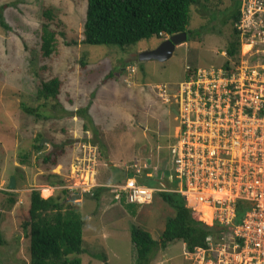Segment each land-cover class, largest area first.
Masks as SVG:
<instances>
[{
    "label": "rangeland",
    "instance_id": "1",
    "mask_svg": "<svg viewBox=\"0 0 264 264\" xmlns=\"http://www.w3.org/2000/svg\"><path fill=\"white\" fill-rule=\"evenodd\" d=\"M86 4L87 0H0V21L5 24L0 23V225L6 240L0 246V264H29V240L20 225L27 219L32 189L44 198L63 195V190L68 191L67 198L82 195L71 201L84 219L81 264H135L131 226L158 240L172 209L158 193L150 204L128 205L112 202L106 190L98 201L83 190L106 184L112 175L120 177L130 164L146 158L151 159L153 171L142 173L140 180H147V186H160L164 180L154 170L164 168L169 174L173 169L177 122L158 98L157 86L170 83L175 87L184 80L187 67L229 70L242 59L247 64L264 59V53H256L257 47L252 53H242L240 37V51L227 56L225 49L235 25L224 17L232 0L192 6L188 28L205 24L207 32L178 44L164 62H139L136 54L155 49L169 35L150 37L125 49L81 43ZM45 7L58 9L65 32L64 37L57 36L56 53L48 59L39 52ZM132 65L136 72L128 77L131 86H127L125 68ZM109 73L114 75L111 79L106 78ZM52 77L62 81L60 94L43 104L35 97L36 89L41 80ZM21 104L40 105L42 116L26 113ZM85 108L93 125L79 116L78 111ZM37 145L41 147L36 149ZM46 155L52 157L45 161ZM12 176L18 187L10 191L16 192V202L10 205L8 199L13 196L6 190ZM229 233L226 228L216 235L228 238ZM184 251L181 241L171 242L158 248L149 264H189Z\"/></svg>",
    "mask_w": 264,
    "mask_h": 264
},
{
    "label": "built area",
    "instance_id": "2",
    "mask_svg": "<svg viewBox=\"0 0 264 264\" xmlns=\"http://www.w3.org/2000/svg\"><path fill=\"white\" fill-rule=\"evenodd\" d=\"M240 11L235 28L242 53L256 47L264 53V0H242ZM255 62L242 59L229 70L187 67L175 87L157 86L158 98L176 111L173 187L138 182L153 170L150 158L130 164L132 175L121 182L104 184L117 204H150L162 191L180 194L199 221L230 229L228 238L208 235V247L184 251L189 264H264V59ZM125 69L131 86L136 67ZM83 191L92 195L90 187ZM238 201L246 209L235 224Z\"/></svg>",
    "mask_w": 264,
    "mask_h": 264
},
{
    "label": "trees",
    "instance_id": "3",
    "mask_svg": "<svg viewBox=\"0 0 264 264\" xmlns=\"http://www.w3.org/2000/svg\"><path fill=\"white\" fill-rule=\"evenodd\" d=\"M201 1L208 0H87L81 43L116 45L125 49L150 37L160 38L161 35L170 36L179 32H186V41L200 37L207 32L205 24L195 30H190L188 27L191 7ZM241 3L242 0H232L230 8L225 10L224 18H227L231 26H234L240 18ZM0 23L5 25L3 20ZM233 31V39L228 42L225 49L229 57L235 56L240 51L238 31L235 27ZM57 36H65L58 9L45 7L42 11L40 27L41 58L48 59L56 53ZM76 43L71 41L73 45ZM113 76L109 73L106 78L111 79ZM61 85L62 81L59 77L41 80L36 89V99L43 104L51 99H57ZM39 106L32 108L21 104V108L26 113L37 118L42 116L38 112ZM78 113L93 125V119L86 108L79 110ZM92 130L95 137L97 132L95 129ZM40 147L35 146L36 149ZM48 156H44L43 160L48 161L52 157ZM131 173V170H122L120 177L112 175L106 183L121 182L126 176H131ZM146 173L143 171V174ZM161 175L164 183L173 187L174 180L171 173L167 174L165 169L161 168L157 176ZM138 182L145 185L148 181L138 179ZM153 182L156 181L153 180ZM103 190L105 191L106 188L104 184H100L92 190L91 198L98 201ZM6 191L13 196L8 199L10 205L15 204L16 192H10L14 190L9 189ZM62 193L63 195L51 194L44 198L38 189H32L28 194L27 219L21 223L20 228L29 240V264H81L78 255L85 252L82 246L84 219L75 203L68 200V191L63 190ZM85 195L88 196V194ZM158 195L172 209L173 215L166 219L158 240L144 229L136 225L131 226L130 239L135 250V264H149L158 248L164 249L174 241H181L187 252H194L196 248H206L208 235L217 236L216 234L223 231L222 226L217 224L210 226L193 218L191 210L180 194L162 191ZM245 209V203L238 201L235 224L242 220ZM5 243L0 225V246Z\"/></svg>",
    "mask_w": 264,
    "mask_h": 264
},
{
    "label": "water",
    "instance_id": "4",
    "mask_svg": "<svg viewBox=\"0 0 264 264\" xmlns=\"http://www.w3.org/2000/svg\"><path fill=\"white\" fill-rule=\"evenodd\" d=\"M187 39L186 32H179L168 36L165 40H163L155 49L142 51L136 54V59L138 61H146V60H156L159 62H164L168 60L174 53L176 46L180 43H183ZM175 113V112H174ZM16 181L12 176L8 183L9 190H15ZM82 195L79 193H75L71 195L68 200L73 201L75 198H81Z\"/></svg>",
    "mask_w": 264,
    "mask_h": 264
},
{
    "label": "clouds",
    "instance_id": "5",
    "mask_svg": "<svg viewBox=\"0 0 264 264\" xmlns=\"http://www.w3.org/2000/svg\"><path fill=\"white\" fill-rule=\"evenodd\" d=\"M171 110H173V112L176 113V111H175L174 109H170V108H169V111H171ZM175 113H172V114L174 115V118H175ZM79 194H80V192H79ZM90 197H91V196H90Z\"/></svg>",
    "mask_w": 264,
    "mask_h": 264
},
{
    "label": "crops",
    "instance_id": "6",
    "mask_svg": "<svg viewBox=\"0 0 264 264\" xmlns=\"http://www.w3.org/2000/svg\"><path fill=\"white\" fill-rule=\"evenodd\" d=\"M16 187H18L17 183H16ZM80 202H81V201H80ZM80 202H79V203H80ZM128 205H129V204H128ZM182 245H183V247H184V244H183V243H182Z\"/></svg>",
    "mask_w": 264,
    "mask_h": 264
},
{
    "label": "flooded vegetation",
    "instance_id": "7",
    "mask_svg": "<svg viewBox=\"0 0 264 264\" xmlns=\"http://www.w3.org/2000/svg\"><path fill=\"white\" fill-rule=\"evenodd\" d=\"M171 113H174L173 110L170 111Z\"/></svg>",
    "mask_w": 264,
    "mask_h": 264
}]
</instances>
